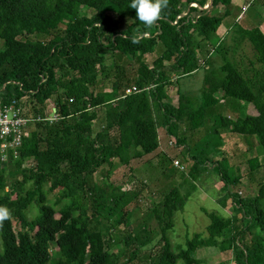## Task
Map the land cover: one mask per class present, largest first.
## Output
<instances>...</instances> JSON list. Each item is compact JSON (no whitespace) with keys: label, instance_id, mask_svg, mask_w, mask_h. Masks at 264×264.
Returning <instances> with one entry per match:
<instances>
[{"label":"trees","instance_id":"obj_1","mask_svg":"<svg viewBox=\"0 0 264 264\" xmlns=\"http://www.w3.org/2000/svg\"><path fill=\"white\" fill-rule=\"evenodd\" d=\"M245 1L264 5V0ZM209 2L167 0L160 18L144 25L129 8L130 0H0V101L14 103L28 119L14 164L30 162L14 177L7 178L0 168V206L10 212L0 223V264H128L130 257L117 262L108 251L116 228L126 230V247L143 248L160 236L161 249L148 264H199L192 254L200 247L227 251L225 234H230L235 264H264V182L254 196L230 190L242 181L232 159L246 157L253 172L260 166L258 157L249 148L240 152L235 147L229 154L220 147L222 135L244 141L255 137L264 154V31L253 25L241 34L253 51L251 59L245 54L229 56L230 49L218 45L210 55L220 54L221 64L208 69L211 58L200 62L195 37L210 43L223 19L234 15L236 20L240 8L233 0H212L211 10H204ZM220 9L221 15L212 14ZM158 43L162 52L147 68L142 58ZM106 52L138 61L140 71L131 86L138 92L119 94L115 82L104 87ZM205 63L209 71L203 94L220 90L227 101L251 104L256 115L231 118L214 104L205 107V98L195 101L179 95L172 103L165 101L177 78L206 69ZM101 69L104 81L98 77ZM125 85L131 88L129 82ZM100 115L103 124L94 133ZM209 126L216 148L213 161L205 162L215 165L223 184L219 206L223 209L230 202L231 216L203 210L209 219L206 236L194 234L183 248L171 250L167 232L173 216L205 172L203 161L187 152L192 166L183 178L192 188L182 193L172 187L162 193L149 209L159 231L144 227L133 236L129 210L117 211L103 198L95 182L97 171L157 151L159 127L176 145L187 144L190 150L192 133ZM53 192L59 199L50 204L47 193ZM31 205L36 215L29 220L26 211ZM95 234L102 238L93 240Z\"/></svg>","mask_w":264,"mask_h":264},{"label":"rangeland","instance_id":"obj_2","mask_svg":"<svg viewBox=\"0 0 264 264\" xmlns=\"http://www.w3.org/2000/svg\"><path fill=\"white\" fill-rule=\"evenodd\" d=\"M233 2L236 3L235 5L240 6V11H237V13H239V19L236 17L235 20L234 15L224 18L213 40L208 44L202 42L199 37H195L194 39V47L197 45L199 46L196 51L200 62L202 63V61L207 58H211V62H208V69L215 68L213 66L221 64L220 54L217 55V52H215L212 56L210 55L213 48L218 45L224 46L226 49L228 47L230 49L228 51L229 56L234 54L238 57L241 54H245L251 59L253 51L249 43L242 39L241 34L249 30L253 25L259 26L261 30L264 31L263 10H260L254 17L249 18L257 4H259L258 1L247 3L245 0H233ZM191 5L194 6L195 4ZM221 13V9L218 11L212 10V14L214 15H221ZM63 18L66 19L65 17ZM39 39L43 40V38ZM162 48L161 44L158 43L153 53L143 56L142 62L145 67L150 68L153 65V62L161 54ZM223 52L226 53L225 50H223ZM102 56L103 71H105L104 74L107 75L104 87L109 89L112 85L111 82H115L117 84L118 93H124L127 87L125 84L129 82L128 87H131L133 85V79L138 75V70L140 68L138 61L136 59L128 60L112 52L103 53ZM227 60H229V58H227ZM203 66H205L206 69L199 68L194 73L177 78L172 85L173 88H171L172 95L174 97L177 92L180 94L183 93V95L187 93L190 95V98L195 99V101L197 98H199L200 101H204L205 98V107H210L214 104L219 108V113L225 114L226 111H224V106L218 102V99L207 97L203 94V78L209 71L206 63ZM98 77L104 81L102 69L98 72ZM232 102H237V104ZM232 102L226 103L231 118H235L236 116L245 117L246 115H256V111L251 104L238 101ZM102 121L103 116L100 115L93 123L92 129L94 133L101 129L103 124ZM210 127L211 126L206 129L207 131L203 129L204 132L201 130L202 128L198 129L195 134L193 133V135L190 136L192 140L191 144L188 143L191 148L190 150L187 144H183V146L180 145V147L176 145L173 137L171 140L166 133H161L163 141L164 139L166 141L168 139L172 142H170L171 144H166L164 151L157 152L159 150L158 148L157 151H155L157 152L156 155L155 152H153L149 155H143L140 158L131 156L130 162L127 165H122L115 161V165L111 169L105 166L97 171L94 176L95 182L99 190L102 191L103 198L108 201L109 205L115 207L117 211L121 207L129 210V230L133 233V236L141 234L138 232L144 227L154 232L159 231L157 223L154 219L149 217V209L152 207L153 203H157L161 200L162 193L172 187H179L182 193L192 188V184L185 182L183 178L188 176V171L192 166V161L186 156L187 152L189 155L195 156L198 160L203 161L201 169L204 168L203 171L205 172H202L199 179L194 182L189 200L183 206L182 210L178 211L173 216V227L167 232L171 250L177 252L178 249L183 248L185 241L194 236V234H200L203 238L206 236L205 229L209 225V219L203 213V210L215 212L225 217L231 216L230 202L227 203L228 205L223 209L219 206L223 184L217 171L213 168L215 165H209L208 162H205L206 158L211 162L213 161L211 155L216 148L212 146L213 137H211L212 135L209 131ZM234 136L223 135L222 146H220L222 147V152L232 154L235 147L240 152H244L249 148L253 155L258 157L260 166L255 171L249 172L245 163L246 157H242V161L237 157L232 159L233 163L239 168L242 181L230 188V190L237 191L241 196H254L258 184L264 182V154L261 153L255 137L244 141L243 137ZM197 146L198 148L196 149ZM182 148L185 149L182 150ZM205 149L207 151H205ZM216 159L219 161L220 156L219 159ZM175 160L179 162L182 169L174 164ZM29 165L30 162H26L22 163L21 167H17V165L13 163L10 167H7V169L6 164L1 163L0 168L5 169L4 172L8 178L10 176H18L20 174V169L28 167ZM47 198L50 204H53L59 199L56 192L47 193ZM55 207H57V205ZM26 214L27 219L32 220V218H34L36 215L34 205L28 207ZM90 227H92V224ZM125 231L123 232V228H116L110 235L112 241L109 243L108 251L116 255L117 262L126 261V259L128 260L130 257L131 259L128 264H148L149 259L159 253L161 249V242L159 241L160 236H156L150 244L143 248H138L133 245L126 247L122 239V235ZM229 235L230 234H225L223 237L227 251L221 252L215 247H200L193 252V258H195L199 264H235L232 255L233 250L231 251L230 248L231 240L229 239ZM20 238L21 237L18 236V241H20ZM101 238V234H95L93 236V240L96 241ZM1 250L2 247L0 242V251Z\"/></svg>","mask_w":264,"mask_h":264},{"label":"built area","instance_id":"obj_3","mask_svg":"<svg viewBox=\"0 0 264 264\" xmlns=\"http://www.w3.org/2000/svg\"><path fill=\"white\" fill-rule=\"evenodd\" d=\"M133 92H138L136 87L127 88L124 91V96ZM27 122L28 119L23 116L21 109L14 103L4 104L0 101V164L4 163L6 166H10L18 160V149L26 134ZM174 164L182 169L177 160L174 161Z\"/></svg>","mask_w":264,"mask_h":264},{"label":"clouds","instance_id":"obj_4","mask_svg":"<svg viewBox=\"0 0 264 264\" xmlns=\"http://www.w3.org/2000/svg\"><path fill=\"white\" fill-rule=\"evenodd\" d=\"M167 0H130L129 8L135 10V17L144 25H152L161 16ZM10 216L8 208L0 206V223Z\"/></svg>","mask_w":264,"mask_h":264},{"label":"crops","instance_id":"obj_5","mask_svg":"<svg viewBox=\"0 0 264 264\" xmlns=\"http://www.w3.org/2000/svg\"><path fill=\"white\" fill-rule=\"evenodd\" d=\"M234 4H236V3H234ZM238 7H240L239 5H238ZM260 10H263V12H264V5L263 6H256L255 7V9H254V11L250 14V16H249V18H251V17H254ZM240 17H238V19H239ZM250 23H251V21H250ZM255 26H257V25H255ZM260 30H261V28H260ZM224 39V38H223ZM223 39H221V40H223ZM203 87V86H202ZM171 88H173L172 86L169 88V91H168V98H167V100H165L166 102H168V103H172V102H174L177 98H178V96L180 95V96H185V97H190V95L189 94H185V95H183V93H179V92H177V93H175V96L173 97V95H172V89ZM175 91V90H174ZM207 93V92H206ZM207 97H213V98H216V99H218V102H220V104H222V106H224V111H226V113L224 114V115H226V116H228V117H231L230 115H229V113H228V109H227V105H226V103H230V102H232V101H235V100H230V101H227L225 98H224V95H223V93L220 91V90H218V91H216L215 93H213V94H210V95H206ZM223 96V97H222ZM238 102H240V101H238ZM232 103H234V104H237V102H232ZM205 106V105H204ZM218 110H219V108H217ZM201 129V128H200ZM202 130V129H201ZM157 132H158V138H159V150L157 151V152H159V151H164L165 150V148H166V144H168L169 142H170V140H168L167 139V141L164 139V141H163V139L161 138V133H166L165 131H164V129L162 128V127H159L158 128V130H157ZM192 135H193V133H192ZM191 135V136H192ZM168 136V135H167ZM169 137V139H171L172 140V137H170V136H168ZM221 138H223V135L221 136ZM191 139V138H190ZM166 142V143H165ZM221 142H222V139H221ZM168 146V145H167ZM181 146H183V145H181ZM180 146V147H181ZM184 148H182V150H183ZM157 152H155V155L157 154Z\"/></svg>","mask_w":264,"mask_h":264},{"label":"water","instance_id":"obj_6","mask_svg":"<svg viewBox=\"0 0 264 264\" xmlns=\"http://www.w3.org/2000/svg\"><path fill=\"white\" fill-rule=\"evenodd\" d=\"M211 1H212V0H210L209 4H208L206 7L203 8L204 10H207V11L210 10V8H211ZM51 115H52V114H51ZM20 179H22V177H20Z\"/></svg>","mask_w":264,"mask_h":264}]
</instances>
